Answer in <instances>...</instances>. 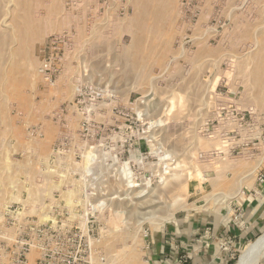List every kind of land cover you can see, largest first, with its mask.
Returning a JSON list of instances; mask_svg holds the SVG:
<instances>
[{"label":"rangeland","instance_id":"1","mask_svg":"<svg viewBox=\"0 0 264 264\" xmlns=\"http://www.w3.org/2000/svg\"><path fill=\"white\" fill-rule=\"evenodd\" d=\"M256 150L264 0H0V242L29 216L93 228L103 264H145L150 235L246 183Z\"/></svg>","mask_w":264,"mask_h":264},{"label":"crops","instance_id":"2","mask_svg":"<svg viewBox=\"0 0 264 264\" xmlns=\"http://www.w3.org/2000/svg\"><path fill=\"white\" fill-rule=\"evenodd\" d=\"M251 160L246 183L232 193L208 190L196 198L198 205L150 235L145 264H231L234 252L264 227V182L256 179L264 174V151L256 150ZM237 209L244 212L239 224Z\"/></svg>","mask_w":264,"mask_h":264},{"label":"built area","instance_id":"3","mask_svg":"<svg viewBox=\"0 0 264 264\" xmlns=\"http://www.w3.org/2000/svg\"><path fill=\"white\" fill-rule=\"evenodd\" d=\"M74 36L75 34L69 30L51 35L42 49L44 55L50 58L55 54L59 59H63L68 53V48L59 46L58 43L73 40ZM49 71L48 62L41 67V72L45 73V79L51 83ZM228 108L232 125L235 127L241 124L243 114L235 111L234 108ZM223 109V105L217 106L220 113ZM205 130L208 133L209 129ZM256 179L259 183H263L264 174L258 172ZM243 216L244 212L237 209L234 223L239 224ZM97 236L94 229L88 226L67 227L58 224L57 221L25 216L19 220L16 219V226L11 235L4 237L0 242V264H103L105 258L96 246Z\"/></svg>","mask_w":264,"mask_h":264},{"label":"bare ground","instance_id":"4","mask_svg":"<svg viewBox=\"0 0 264 264\" xmlns=\"http://www.w3.org/2000/svg\"><path fill=\"white\" fill-rule=\"evenodd\" d=\"M199 174L200 172L197 171L193 176L197 177ZM115 228L117 229L118 227L115 225V223L111 222V226L109 227V232L114 231ZM263 256H264V231L260 233L253 241L247 243L240 250V254L234 264H258L259 260Z\"/></svg>","mask_w":264,"mask_h":264}]
</instances>
